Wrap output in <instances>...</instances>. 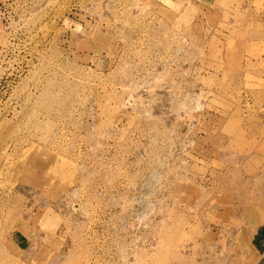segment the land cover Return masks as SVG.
<instances>
[{
	"label": "rangeland",
	"instance_id": "374dc122",
	"mask_svg": "<svg viewBox=\"0 0 264 264\" xmlns=\"http://www.w3.org/2000/svg\"><path fill=\"white\" fill-rule=\"evenodd\" d=\"M244 3L0 0V264H264Z\"/></svg>",
	"mask_w": 264,
	"mask_h": 264
},
{
	"label": "crops",
	"instance_id": "0c3cea01",
	"mask_svg": "<svg viewBox=\"0 0 264 264\" xmlns=\"http://www.w3.org/2000/svg\"><path fill=\"white\" fill-rule=\"evenodd\" d=\"M244 6H246L245 8H242L241 10L243 11L242 13H244L246 15V19L247 22L249 20H252L254 23V27H256V24H261L262 26L259 27L258 31L256 32V35H262L264 36V0H245ZM257 7V8H256ZM251 15V17L248 18V16ZM253 27V28H254ZM260 228V227H257ZM261 231H259V233L253 237V243L254 245H256L258 248H260V246L264 245V226H262ZM257 232L255 231V234ZM264 255V253H263ZM263 255H261V257H263ZM264 261V258H263Z\"/></svg>",
	"mask_w": 264,
	"mask_h": 264
}]
</instances>
